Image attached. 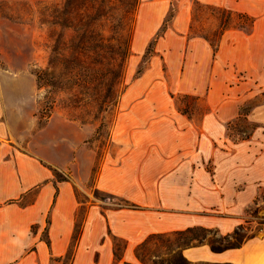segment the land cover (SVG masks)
Returning <instances> with one entry per match:
<instances>
[{"label":"rangeland","instance_id":"1","mask_svg":"<svg viewBox=\"0 0 264 264\" xmlns=\"http://www.w3.org/2000/svg\"><path fill=\"white\" fill-rule=\"evenodd\" d=\"M194 1L138 0L119 96L98 111L95 101L72 95L76 87L37 83L35 73L48 66L49 34L55 28L50 14L58 0H0L3 159L15 153L38 159L74 181L77 199L86 202L93 199L89 187L107 152L115 148L127 157L128 151L133 174L184 175V190L193 188L201 197L207 182L224 197L227 209L242 204L231 216L243 235H264V185L257 182L264 175L258 157L264 140V68L257 65L264 60V0H243L249 20L206 8L195 11ZM43 11L48 22L41 24ZM218 18L243 23L228 28L247 36L241 47L213 52L197 35L215 39ZM27 164L24 168L34 169ZM37 190H28L20 204L31 203Z\"/></svg>","mask_w":264,"mask_h":264},{"label":"crops","instance_id":"2","mask_svg":"<svg viewBox=\"0 0 264 264\" xmlns=\"http://www.w3.org/2000/svg\"><path fill=\"white\" fill-rule=\"evenodd\" d=\"M194 6L195 11L206 8L231 17L233 14L248 16L250 12L243 10V0H195ZM220 21L218 18L219 26ZM238 24L243 25L228 19L216 50L226 45L241 47L247 36L244 38L243 32L237 29H228ZM254 26L258 28V21ZM197 35L212 50L207 37ZM237 35L239 39H235ZM257 65L263 70L264 60L257 61ZM110 140L114 142L113 134ZM128 154L127 151L125 157L115 148L109 150L89 189L111 193L136 204V208L104 206L94 197L79 201L74 181H57L38 159L35 162L34 158L28 160L17 153L3 159L0 151V264H50L51 258L63 256L71 242L76 212L83 204L86 205L81 213V230L73 245L71 264H141L134 249L151 233L203 226L225 234L239 223L231 215H238L242 204L227 209L224 197L215 186L204 182L206 196L201 197L193 188L184 190V175L133 174ZM258 157L264 162V140ZM25 163H31L34 169L24 168ZM257 182L264 185V175ZM35 186L38 190L28 205L11 201L18 200ZM32 225L37 226L35 232L31 231ZM45 227L49 244L41 237ZM115 240L123 243L118 260L114 256ZM182 254L191 264H264V235L248 238L239 247L221 252H213L207 244H200L182 249Z\"/></svg>","mask_w":264,"mask_h":264},{"label":"trees","instance_id":"3","mask_svg":"<svg viewBox=\"0 0 264 264\" xmlns=\"http://www.w3.org/2000/svg\"><path fill=\"white\" fill-rule=\"evenodd\" d=\"M137 3L138 0H58L50 14V24L55 28L49 34L51 53L48 66L45 71L35 73L37 83L61 89L76 87L77 92L72 95L81 94L95 101L98 111L103 110V105L105 108L113 106L119 96L117 86L121 80L123 64L130 51L133 15ZM39 14L41 24L48 22L44 11ZM238 17L249 20L245 14H238ZM227 24L228 18L221 19L216 38H207L213 52L216 51L219 35ZM82 100L83 98H79L77 101ZM52 172L57 181L67 180L59 177L56 169H52ZM24 196L25 194L18 200L11 201L20 203ZM93 197L103 204L109 201V205L115 207H137L128 200L97 188L93 189ZM81 221L82 214L79 218L77 211L71 242L65 254L51 258V261L72 263L73 245L79 236ZM241 228L242 225L239 224L225 234L203 226L151 233L135 247V256L141 264H191L183 256L182 249L200 244H207L213 252L237 248L249 238L240 232ZM208 234L213 236L206 238ZM44 239L49 244L47 235ZM122 246L121 241L115 240L114 256L117 260L120 259Z\"/></svg>","mask_w":264,"mask_h":264}]
</instances>
